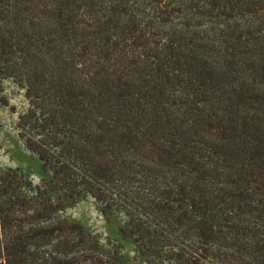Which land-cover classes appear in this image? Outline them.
Returning a JSON list of instances; mask_svg holds the SVG:
<instances>
[{
    "label": "trees",
    "instance_id": "1",
    "mask_svg": "<svg viewBox=\"0 0 264 264\" xmlns=\"http://www.w3.org/2000/svg\"><path fill=\"white\" fill-rule=\"evenodd\" d=\"M0 79L48 174L0 172V264H264V0H0Z\"/></svg>",
    "mask_w": 264,
    "mask_h": 264
},
{
    "label": "rangeland",
    "instance_id": "2",
    "mask_svg": "<svg viewBox=\"0 0 264 264\" xmlns=\"http://www.w3.org/2000/svg\"><path fill=\"white\" fill-rule=\"evenodd\" d=\"M28 107L25 90L11 79H0V172L18 169L39 184L48 174L37 156L26 148L17 130L19 115ZM65 216L87 232L98 234L104 245L112 242L119 246L127 263L137 256L138 245L129 233L123 212H107L92 197L82 194L67 207Z\"/></svg>",
    "mask_w": 264,
    "mask_h": 264
}]
</instances>
